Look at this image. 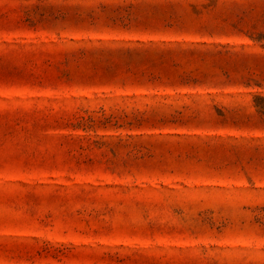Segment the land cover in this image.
Returning a JSON list of instances; mask_svg holds the SVG:
<instances>
[{"label": "rangeland", "instance_id": "374dc122", "mask_svg": "<svg viewBox=\"0 0 264 264\" xmlns=\"http://www.w3.org/2000/svg\"><path fill=\"white\" fill-rule=\"evenodd\" d=\"M0 264H264V0H0Z\"/></svg>", "mask_w": 264, "mask_h": 264}]
</instances>
